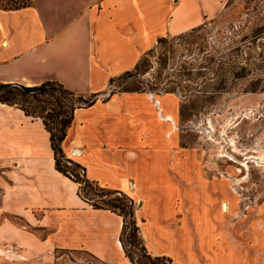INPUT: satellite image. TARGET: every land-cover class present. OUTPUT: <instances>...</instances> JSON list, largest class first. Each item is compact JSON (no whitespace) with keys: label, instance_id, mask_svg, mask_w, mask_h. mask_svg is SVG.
<instances>
[{"label":"crops","instance_id":"1","mask_svg":"<svg viewBox=\"0 0 264 264\" xmlns=\"http://www.w3.org/2000/svg\"><path fill=\"white\" fill-rule=\"evenodd\" d=\"M30 1L0 4V81L56 80L94 99L76 108L63 151L87 180L134 200L148 252L171 264H264V257L242 255L225 240L227 215H215L221 185H209L185 142L179 92L111 84L161 37L206 25L227 0ZM198 178L214 202H205ZM194 188L198 198L191 202ZM81 191V182L57 169L43 119L0 102V264H51L58 251L133 264L121 241L123 215L94 206ZM165 199L174 200L169 211ZM204 210L210 227L202 238L194 213ZM21 257L36 261H15Z\"/></svg>","mask_w":264,"mask_h":264},{"label":"rangeland","instance_id":"2","mask_svg":"<svg viewBox=\"0 0 264 264\" xmlns=\"http://www.w3.org/2000/svg\"><path fill=\"white\" fill-rule=\"evenodd\" d=\"M30 2L0 0L1 5L11 7ZM113 85L118 90L140 88L155 93L179 92L185 142L191 153L197 155L209 185H221L223 190H214L222 199L215 215H227L223 229L227 244L242 255L249 252L247 254L253 257H264V165L256 161L260 150H264V0H227L219 16L193 31L159 41L140 69L117 79ZM35 105L50 108L55 103L49 98L48 103ZM211 127L212 137L205 132ZM233 136L243 151L235 150L228 143ZM223 146L226 154L218 155ZM245 162L248 168L243 165ZM74 171L83 174L78 169ZM243 177L246 179L237 184L236 179ZM200 183L205 191V202H214L215 196L208 192L206 182L200 179ZM170 187L175 194L176 186ZM196 191L195 188L189 191L191 202L197 201ZM81 193L99 206L120 197L91 181L83 182ZM173 201L165 199L168 211ZM225 203L228 204L226 211ZM231 205L235 208L231 209ZM194 219L203 238L204 230L210 227L208 210L195 212ZM131 233L129 228L125 239L135 259L133 264H140V261L171 264L168 258L148 252L140 231L134 239L136 247H133ZM18 260L36 261L22 257L15 259ZM51 264L107 263L84 251H58Z\"/></svg>","mask_w":264,"mask_h":264},{"label":"trees","instance_id":"3","mask_svg":"<svg viewBox=\"0 0 264 264\" xmlns=\"http://www.w3.org/2000/svg\"><path fill=\"white\" fill-rule=\"evenodd\" d=\"M166 38L167 37H161L159 41L163 42ZM150 53L151 51L141 59L134 70H138L142 67L145 57ZM130 72L131 71H128L120 77L113 78L111 84H114L117 79H122L125 75L130 74ZM135 90L141 89L138 88ZM49 98L54 100L55 105L53 107L47 108L43 105H35V103H48ZM0 102L18 105L27 115L41 117L43 119L46 128L51 133V143L54 149L57 169L81 182L83 188V182L87 183L89 181L85 178L84 168L65 155L62 145L67 136L68 129L73 124L76 108L87 106L93 103L94 99L92 97L87 98L77 95L76 92L66 88L61 82L56 80H46L36 85H25L17 82L6 83L0 81ZM24 103H28V105H24ZM44 111H46V114H44ZM74 169H78L80 172L82 171L83 174L81 175V173H79V176ZM111 191L118 193L120 197L108 201L104 206L96 204L94 206L110 208L123 215L124 226L121 241L127 254L134 262L135 259L127 248L125 234L129 228L132 229L130 244L133 245V247H136L134 239L136 240L140 228L135 218V203L127 194L115 190ZM142 254L145 255L144 253ZM147 258L150 260V255H147ZM151 263H154V261ZM140 264L144 263L140 261Z\"/></svg>","mask_w":264,"mask_h":264},{"label":"bare ground","instance_id":"4","mask_svg":"<svg viewBox=\"0 0 264 264\" xmlns=\"http://www.w3.org/2000/svg\"><path fill=\"white\" fill-rule=\"evenodd\" d=\"M165 117H166V116H164V118H165ZM169 117H170V116H169ZM211 131H212V127H211L210 129L206 130L205 132H208V135H209L210 137H212ZM226 139H227V138H226ZM228 143H230V144L234 147L235 150H237V151H239V152L243 151V150H241V149L238 148V145H237V142H236V139H235L234 136L231 137V138L228 140ZM224 153L226 154V150L224 149V146H223V147L220 148V151H219L218 155H222V154H224ZM256 158H257L256 161H257L258 163L264 165V150H260V155H259L258 157H256ZM254 160H255V159H254ZM243 165H244L246 168L249 167L248 162L243 163ZM235 179H236V178H235ZM243 179L245 180L246 178L243 177V178H238V179H236L237 184L240 183L241 181H243ZM227 209H228V204L225 203V204H224V210L226 211Z\"/></svg>","mask_w":264,"mask_h":264}]
</instances>
